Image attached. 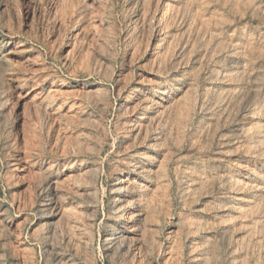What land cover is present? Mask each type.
<instances>
[{"label":"rangeland","instance_id":"obj_1","mask_svg":"<svg viewBox=\"0 0 264 264\" xmlns=\"http://www.w3.org/2000/svg\"><path fill=\"white\" fill-rule=\"evenodd\" d=\"M0 264H264V0H0Z\"/></svg>","mask_w":264,"mask_h":264},{"label":"bare ground","instance_id":"obj_2","mask_svg":"<svg viewBox=\"0 0 264 264\" xmlns=\"http://www.w3.org/2000/svg\"><path fill=\"white\" fill-rule=\"evenodd\" d=\"M81 167V166H80Z\"/></svg>","mask_w":264,"mask_h":264}]
</instances>
